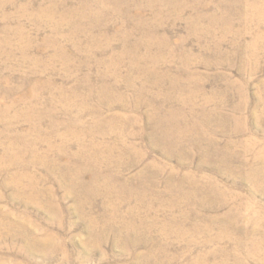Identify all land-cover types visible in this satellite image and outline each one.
<instances>
[{"label":"rangeland","instance_id":"374dc122","mask_svg":"<svg viewBox=\"0 0 264 264\" xmlns=\"http://www.w3.org/2000/svg\"><path fill=\"white\" fill-rule=\"evenodd\" d=\"M0 264H264V0H0Z\"/></svg>","mask_w":264,"mask_h":264}]
</instances>
